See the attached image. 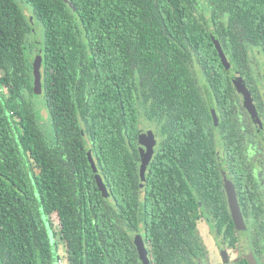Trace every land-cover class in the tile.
<instances>
[{
  "label": "trees",
  "instance_id": "obj_1",
  "mask_svg": "<svg viewBox=\"0 0 264 264\" xmlns=\"http://www.w3.org/2000/svg\"><path fill=\"white\" fill-rule=\"evenodd\" d=\"M21 1L29 16L0 0V264H62L60 242L69 264H144L136 233L152 264H191L201 213L225 208L214 129L238 138L230 64L252 88L264 0ZM143 119L159 126L142 187Z\"/></svg>",
  "mask_w": 264,
  "mask_h": 264
},
{
  "label": "flooded vegetation",
  "instance_id": "obj_2",
  "mask_svg": "<svg viewBox=\"0 0 264 264\" xmlns=\"http://www.w3.org/2000/svg\"><path fill=\"white\" fill-rule=\"evenodd\" d=\"M257 53L262 54L253 47L247 50L252 88L239 75L238 67L230 64L237 94L238 138H234L233 132L223 135L220 129H214L225 208L201 213L197 229L203 251L193 256L191 264H264V63L261 69L253 67L251 55ZM215 113L214 116L212 112L215 122H222V116L216 110ZM237 166L242 167L241 171ZM201 228L217 252L215 261ZM141 236L152 264L151 247Z\"/></svg>",
  "mask_w": 264,
  "mask_h": 264
},
{
  "label": "water",
  "instance_id": "obj_3",
  "mask_svg": "<svg viewBox=\"0 0 264 264\" xmlns=\"http://www.w3.org/2000/svg\"><path fill=\"white\" fill-rule=\"evenodd\" d=\"M65 1L69 2V0H65ZM31 20H32V17H31ZM211 36H212V40L214 42V45L217 51L224 58L225 54H224L222 45L214 30L211 31ZM42 62H43V57L40 52H37L35 58L33 59L34 85H35L34 88L37 93H41L42 91V74H41ZM212 110H213V115L215 116L216 113H215L213 106H212ZM139 144H140V152L143 157V163L141 164V167H140L141 186L143 187L146 183L147 166L149 165L151 159L153 158V155L155 154V147L157 145V139L155 137V133L152 130H141ZM87 153H88V158L91 163L92 169L94 171V175H95V179L98 184V187L104 197H109L110 194H109L107 185L104 182V179L101 176V174L97 171V164L92 155L91 150L89 149ZM135 243L139 251V254L143 260V263L151 264L150 258L148 257V250L145 247L144 240L141 235L137 234L135 236Z\"/></svg>",
  "mask_w": 264,
  "mask_h": 264
},
{
  "label": "rangeland",
  "instance_id": "obj_4",
  "mask_svg": "<svg viewBox=\"0 0 264 264\" xmlns=\"http://www.w3.org/2000/svg\"><path fill=\"white\" fill-rule=\"evenodd\" d=\"M21 8L24 10L25 14L27 16L30 15V11L32 12V7L29 6L28 4L22 2L21 0H18ZM28 10H30L28 12ZM35 36H37L40 40V38L43 37V28L41 26V24L38 22V21H35ZM253 58V67L257 69H261L262 68V64L264 63V56L262 54H256L255 56L251 55ZM39 97V98H38ZM34 101H35V105H36V109H37V112H38V115H39V120L41 121V124L43 126V129L46 133V135L48 136V134L51 136L52 135V132H51V122H50V115H49V112H48V109L46 108V106L44 105V102L41 100L42 97L41 96H38ZM158 124L157 123H154V122H151V121H146V120H142L141 121V127H142V130H153L152 128L155 129V131L157 132L158 131ZM218 152H219V148H218ZM54 223H55V228H58L59 226V223L57 221V219L55 218L54 220ZM202 224H205L204 221L201 222ZM202 229V232H203V235L204 237L206 238L207 240V235L204 233L205 230L203 228ZM207 244H208V247L210 249V254H211V258L213 261H215L217 259V252H215V250L211 247V245H209V241L207 240L206 241ZM59 252L61 255H63L64 257V260L62 261V264H69V261L67 259V252H66V248H65V245L60 242V245H59Z\"/></svg>",
  "mask_w": 264,
  "mask_h": 264
}]
</instances>
